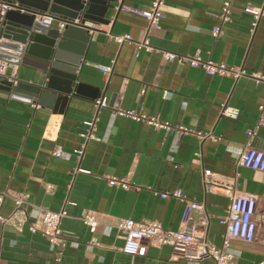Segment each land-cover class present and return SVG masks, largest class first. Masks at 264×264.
Segmentation results:
<instances>
[{
	"label": "crops",
	"instance_id": "0c3cea01",
	"mask_svg": "<svg viewBox=\"0 0 264 264\" xmlns=\"http://www.w3.org/2000/svg\"><path fill=\"white\" fill-rule=\"evenodd\" d=\"M152 1L116 0L106 15L108 24L86 22L90 39L77 79L85 85V94L71 96L63 107L28 102L24 95L0 88V215H12L13 198L19 194L53 211L62 209L67 200L76 203L66 205L68 216L61 226L68 246L60 249V260L47 238L30 231L36 219L18 214L13 224L0 221V264H213L210 259L193 263L179 259L168 245L149 246L147 256L132 258L122 252L123 240L116 233L108 235L106 226L100 225L93 235L82 221L92 211L106 222L156 219L176 230L184 227L186 205L160 194L180 189L188 199L205 205L190 211L195 223L205 222L197 227V234L221 246L222 219L233 190L206 187L203 169L229 181L238 174L236 189L257 196L259 240H235L232 246L238 264L263 259L264 172L237 162L239 151L249 142L250 129H255L252 146L264 149V124L256 128L264 118L260 109L264 105V0H233L231 19L224 24L219 14L226 0H165L161 28L148 33L153 51L130 41L119 43L116 36L128 34L140 41L147 32L144 17L119 6L147 9ZM247 6L263 8L254 33V17ZM53 26L59 27V22ZM216 26L222 27L219 37L212 34ZM196 51L204 60L244 69L246 74L239 78L210 75L201 67L169 61L163 55ZM98 65L111 66L112 71ZM6 74L28 83L44 78L23 64H8ZM100 96L107 97L108 105L97 111L94 100ZM225 107L237 109L238 116L222 115ZM118 108L157 116L189 132L175 143L174 133L120 115ZM89 121L95 123L93 137L87 138L83 134ZM197 132L213 133L219 139L202 140ZM56 149L64 155H55ZM112 178L127 185L111 183Z\"/></svg>",
	"mask_w": 264,
	"mask_h": 264
},
{
	"label": "built area",
	"instance_id": "2783aa9c",
	"mask_svg": "<svg viewBox=\"0 0 264 264\" xmlns=\"http://www.w3.org/2000/svg\"><path fill=\"white\" fill-rule=\"evenodd\" d=\"M233 0H226L219 18L221 24H224L231 19V6ZM165 0H153L150 7L147 9L133 8L126 5H120L119 10L131 12L147 20V32L145 37L140 41H135L131 35L116 36L115 39L119 43L124 41H130L134 43L139 49H145L146 51H153L155 48L151 45L148 33L151 28H161V20L164 17L163 7ZM3 10L11 8L8 3L1 5ZM246 11L251 13L254 17L252 32L254 33L259 19L263 14L262 7L247 6ZM41 22L45 25H53L56 22L50 16H44L40 18ZM78 21V20H76ZM66 22L59 21V28L64 29ZM212 34L215 37H219L222 34V27H214ZM164 57L169 60H177L180 63H189L195 67L203 68L210 75H223L239 78L246 74L244 69H237L229 67L225 63H217L212 60H204L199 51H196L191 55H179L173 52H163ZM8 63L0 61V73L6 74V68ZM98 68L106 72H111V66L98 65ZM145 92V89L142 90ZM168 91L164 92L166 97ZM94 105L97 111L101 107L108 105L107 97L100 96L94 100ZM261 110H264V105L260 106ZM116 112L120 115L130 117L137 121H145L148 124L154 126L156 129H164L166 133H174L175 143L178 142L180 136L189 132L187 127L180 124H172L169 121H163L157 116H149L135 110L116 109ZM224 116L236 118L238 116V110L232 107H225L221 113ZM94 121L87 122L88 131L83 135L87 138L93 137ZM264 124V118L261 116L258 125ZM202 140L213 139L217 140L219 137L214 136L213 133H196ZM249 142L247 145L239 151L238 165L252 169L255 171L264 172V149L256 148L252 146L251 139L255 135V129L247 131ZM176 147H172L171 152H175ZM83 153V151H79ZM55 155L62 157L64 152L62 149H56ZM170 160H174L172 155L169 156ZM89 173L90 171L84 169H78ZM238 175V174H237ZM237 175L232 177L231 180L224 179L209 169H203V183L207 187L209 185H221L233 190L231 196V202L227 209L225 217L222 219V223L225 225V232L223 234V243L221 246H217L208 238L203 235L197 234V227L199 225H205V222L201 220L198 223L192 220L190 217V211L194 209H204L203 203L188 199L180 189L174 191H167L161 193V197L168 198L173 197L184 202L186 205V211L183 219L184 227L176 230L167 229L163 223L156 219L137 221L132 218H117L114 222H106L103 220L99 213L87 211L82 221L88 227L89 231L96 235L100 225L106 226L107 234L112 235L116 233L117 237L123 240L122 252L129 255L132 258L145 257L148 253L149 246L161 247L168 245L177 253L179 259L187 260L191 263L202 262L205 260H212L213 264H238L236 262V251L232 246L233 241L240 240L244 242H255L259 240V214H258V198L252 194L241 193L236 189ZM111 183H122L126 186L127 183L122 179L112 178ZM15 210L10 217H3L0 215V221L2 223L13 224L17 219L18 214H22L24 218L29 219L34 217L35 222L29 225V229L32 233H39L43 237L47 238L50 249L56 253L57 260H60V249L68 246V240L64 236L62 229V220L68 216L66 205H76L73 201H66L62 209L59 211H53L42 206H38L27 200L23 195H16L14 198ZM16 225V224H15ZM95 239L93 238V241ZM97 243V241H94ZM261 242L264 245V233L261 238ZM256 264H264V257Z\"/></svg>",
	"mask_w": 264,
	"mask_h": 264
},
{
	"label": "water",
	"instance_id": "95a60500",
	"mask_svg": "<svg viewBox=\"0 0 264 264\" xmlns=\"http://www.w3.org/2000/svg\"><path fill=\"white\" fill-rule=\"evenodd\" d=\"M115 1L0 0V61L44 75L42 82L28 83L0 73V88L46 107H63L71 96L85 94V85L77 81L90 39L85 24H108L106 15ZM3 3L11 8L3 10ZM44 16L67 24L64 29L45 25Z\"/></svg>",
	"mask_w": 264,
	"mask_h": 264
}]
</instances>
